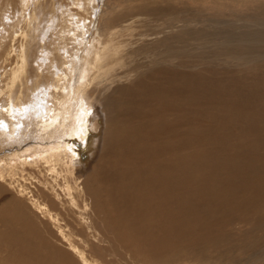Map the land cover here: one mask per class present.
<instances>
[{"label":"bare ground","instance_id":"obj_1","mask_svg":"<svg viewBox=\"0 0 264 264\" xmlns=\"http://www.w3.org/2000/svg\"><path fill=\"white\" fill-rule=\"evenodd\" d=\"M106 8L115 10L94 22L82 66L68 56L82 23L70 13L60 33L44 19L26 24L20 49L0 43V62L16 54L0 74V156L11 151L0 158V264H112L117 253L120 264H264V233L228 230L264 207V1L111 0ZM114 12L117 22L134 19L113 26ZM140 21L151 43L136 38ZM189 45L206 56L183 60ZM153 49L155 61L143 65ZM31 121L33 144L16 148L13 133ZM70 128L88 129L78 161L60 150ZM40 158L63 185L40 177ZM19 168L39 176L34 191L18 182Z\"/></svg>","mask_w":264,"mask_h":264},{"label":"rangeland","instance_id":"obj_2","mask_svg":"<svg viewBox=\"0 0 264 264\" xmlns=\"http://www.w3.org/2000/svg\"><path fill=\"white\" fill-rule=\"evenodd\" d=\"M105 1H107V0H91V2L88 5L89 10L84 11L83 0H25V3H26L25 9H24V6L19 4L20 0H17L16 4H14L13 0H10V5L11 4L12 5L14 4V5H13L12 12H7L8 7L5 6L4 0H0V43H3L4 39L7 38V39H9V41L7 42V45L9 48L11 47V45H14L16 48L20 49L22 46V42H23V37L20 34V32L23 29H26V24L28 26H33L35 24L34 22H41L42 20L46 19L49 23V26L52 27L51 30L55 31V33H56L59 31V29L64 28L63 25H65V23H66V17L70 13L74 16L79 17L82 20V23L77 26L79 31H81L79 33V35L77 36L78 43L75 45L74 50L71 51L68 56L73 58V61L75 62L76 65L82 66L81 63L88 62L89 58H87V56L89 55V51H90L91 47L94 45L95 40L97 39L94 36V32H95L94 22H96L101 16H106L108 14V12L115 10L112 8H106V6L108 4H110L111 0L107 3V5H105ZM121 9H123V6L116 8V10H121ZM116 15L117 14L115 12L112 15L113 26H116V27L128 24L134 19L133 17H128V18L124 19L123 21L117 22V21H115ZM185 15L186 14H182V16L179 17V18H181L180 21L192 22L196 18H198L196 16L186 17ZM171 16H174V15H171ZM157 19L159 20L158 24L153 25L152 28L157 27L159 24H161L165 20V18L162 16H159ZM179 23L180 22L178 21V26H180ZM136 24L141 25L137 29V34H139V35H137L136 38H142L143 39L142 42H144L145 39L147 38V32H146V29L144 27V26H146V24H143L142 21H140ZM13 25H16L18 27L17 31H13L11 29V27ZM150 25H152V24H150ZM41 32H42L41 35H43L48 40H51L53 35H54L52 32L48 31L44 25H43V29H41ZM60 32H61V30L59 31V33ZM155 32H157V29L151 30L152 37H149V39H153L157 36V35L156 36L153 35V33H155ZM159 37L160 36L156 37L154 39V41L158 40ZM185 38L188 40L187 35L185 36ZM144 43L148 44V43H151V41L144 42ZM218 43H220V42H218ZM138 44H140V43H138ZM194 50H195L194 46L189 45L188 48L180 50L179 56L182 57L183 60L194 61V62L201 60L203 58L202 57L203 55L206 56V53L204 51H202L201 49H199L198 54H192L191 52H193ZM154 51H155L154 49H153V51H150L151 54L149 55L150 56L149 59L145 60L143 56L139 57V60H141V63H143V65H148L151 61H155L154 58L156 57V52L153 53ZM15 55H16L15 53L12 54V56L10 58V62H8V63H4L3 61L0 62V74L3 73L4 68L9 71L15 67V64H14ZM31 66L33 68H37L36 65H31ZM80 74H82V73H80ZM29 75L33 76V73H29ZM133 80H135V78ZM131 82H133V81L129 79V83H131ZM121 85H117V83L112 84V85L110 84L111 90L108 91L107 94L109 95L110 93H112V91L114 89L118 88ZM127 85H129V84H127ZM66 118H71V117L67 116ZM57 121H61L60 127L64 128V129H67V127L70 125L68 120H62L61 118H58ZM87 131H88V129H86V132ZM21 132H22V130H16L13 133L14 137L12 140L14 142H16L15 143L16 148L21 146L24 149H26V147L33 144V140L35 139L36 133L39 132V129L34 125V121H31L28 128L24 131V133H21ZM86 132L83 136H79V132L77 130H75L73 128L69 129V131L66 134V145L67 146L60 149V150H62V153L67 158H69L73 161H78L79 156L78 157L74 156L73 152L75 150H77V147L81 143V140L83 142L88 141ZM89 133L91 135V141H93V138L95 136V131L92 127H90V129H89ZM90 149H91V147H90ZM90 149H89V152H90ZM89 152L86 154L89 155L91 153V152L90 153ZM261 152H262V156L264 158V149ZM1 153L3 155H7V154H11V151L3 150V151H1ZM2 156H0V158ZM93 159L94 158L91 159L90 165H91ZM39 162L41 163V164H39V167L40 168L42 167V169L43 168L45 169L44 173L40 174L41 178H47V179L50 178V180L54 178L52 181L55 182V185H58V184L63 185V183H62L63 180L61 179V175L58 176V179H57L56 175H51L49 172H47L46 168L48 166L46 164H44L45 163L44 159L40 158ZM18 167H20V166L18 165ZM19 169L16 170L18 182L21 183L22 185L30 188V190L34 191L39 176L36 178H35L36 175L29 177L27 175L28 172H26L24 174V173H22V168H19ZM35 169H37V168H34L30 165L26 168V170L31 172V173H35ZM46 172H47V174H45ZM23 174L26 175L28 178H30L31 181L29 180V181L23 182L22 180H20V178H23ZM35 181H36V183H35ZM31 182H33V183H31ZM56 187H58V186H56ZM56 190L58 192V188ZM59 194L62 195V193H59ZM64 194L65 193H63L62 196H64ZM41 201H43V200H41ZM75 202L80 207H83L85 204L88 203V201L86 199H82L79 196H77V197L75 196ZM245 219L246 220L244 222L237 223L235 225V227L230 226L228 228V230H232L237 235H240L241 233L251 229L255 238L257 240H259L264 233V207L260 210H257L255 213L247 216ZM213 254L215 255V253H213ZM109 259H112V264H120L122 261V256L120 253H117V254L113 255L112 257H109ZM159 261H160V259H158V262ZM165 263L169 264L168 261Z\"/></svg>","mask_w":264,"mask_h":264}]
</instances>
